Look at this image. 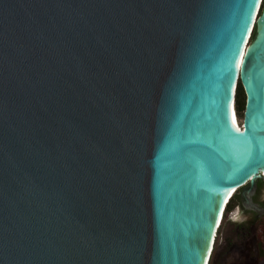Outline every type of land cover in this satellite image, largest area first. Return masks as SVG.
Segmentation results:
<instances>
[{"label":"water","instance_id":"obj_1","mask_svg":"<svg viewBox=\"0 0 264 264\" xmlns=\"http://www.w3.org/2000/svg\"><path fill=\"white\" fill-rule=\"evenodd\" d=\"M257 5L0 0V264H206L264 178V0L236 72Z\"/></svg>","mask_w":264,"mask_h":264},{"label":"rangeland","instance_id":"obj_2","mask_svg":"<svg viewBox=\"0 0 264 264\" xmlns=\"http://www.w3.org/2000/svg\"><path fill=\"white\" fill-rule=\"evenodd\" d=\"M237 195L240 205L228 213L221 227L211 264H264L256 238L264 216V183L257 179L240 188Z\"/></svg>","mask_w":264,"mask_h":264},{"label":"bare ground","instance_id":"obj_3","mask_svg":"<svg viewBox=\"0 0 264 264\" xmlns=\"http://www.w3.org/2000/svg\"><path fill=\"white\" fill-rule=\"evenodd\" d=\"M260 2H261V0H258L257 8H256L255 12L252 15V21H251L249 30H248L247 35H246V38L247 39H245L244 42H243V45H242V48H241V51H240V55H239V58H238V61H237V64H236V72L238 74L237 75V79L240 78L239 77V73H240L241 68H242V66L244 64L245 58H246V56L248 55V53L250 52V50L252 48V44H251L250 41L248 42V38H249V35H250L249 33L251 32L253 25L256 24L257 17L259 15L258 8H259ZM235 93H236V89L234 88L233 89V92H232V96H231V115H232V121H233V124H234V128H235V131H236V135L242 139V141L244 142L246 148H248V144H246V142L244 141V136L242 134L243 127H241L240 120L238 118L237 110H236V107H235ZM239 189H240V187H237V188L235 187L231 191V193L228 195V197L225 199L224 204H223V206H222V208L220 210V215H219L220 218L222 217V219H223V214L225 212V208H226L227 204L229 203V201L231 200V198H233V196L238 192ZM221 214H222V216H221ZM222 219L220 220V222H222ZM220 226H221V223L219 224L218 228H220ZM215 238H216V236H215ZM214 239H213V241H215ZM211 249H212V246H210V253L212 254V251L213 250H211ZM210 253H209V255H210ZM210 257H211V255H210ZM210 257L208 256V258L206 260V264H209L208 261L210 260Z\"/></svg>","mask_w":264,"mask_h":264},{"label":"trees","instance_id":"obj_4","mask_svg":"<svg viewBox=\"0 0 264 264\" xmlns=\"http://www.w3.org/2000/svg\"><path fill=\"white\" fill-rule=\"evenodd\" d=\"M256 36V29L254 30L252 39H254ZM246 102H247V97H246V92L245 89L242 85V83L239 81L236 87V94H235V107L237 110V115L239 120L243 119L244 117V112L246 109ZM262 183H264V178L259 179ZM237 193L233 196V198H231V200L229 201V203L227 204L226 208H225V212L223 214V219L221 222V226L218 229L216 238H215V242H214V248L209 260V264H211L213 262L214 259V254H215V249L217 246V240L219 237V233L221 231V227L223 226V224L225 223L228 213L230 211L233 210L234 207L239 206L240 205V201L237 199ZM258 240L257 246H258V250H259V256H260V260L264 259V216L263 218H261L260 223H259V234L256 237Z\"/></svg>","mask_w":264,"mask_h":264},{"label":"snow or ice","instance_id":"obj_5","mask_svg":"<svg viewBox=\"0 0 264 264\" xmlns=\"http://www.w3.org/2000/svg\"><path fill=\"white\" fill-rule=\"evenodd\" d=\"M247 151H248V154L251 155V148H250V146L247 148Z\"/></svg>","mask_w":264,"mask_h":264},{"label":"clouds","instance_id":"obj_6","mask_svg":"<svg viewBox=\"0 0 264 264\" xmlns=\"http://www.w3.org/2000/svg\"><path fill=\"white\" fill-rule=\"evenodd\" d=\"M234 219H237L238 217H233Z\"/></svg>","mask_w":264,"mask_h":264},{"label":"flooded vegetation","instance_id":"obj_7","mask_svg":"<svg viewBox=\"0 0 264 264\" xmlns=\"http://www.w3.org/2000/svg\"><path fill=\"white\" fill-rule=\"evenodd\" d=\"M243 227V226H242Z\"/></svg>","mask_w":264,"mask_h":264}]
</instances>
